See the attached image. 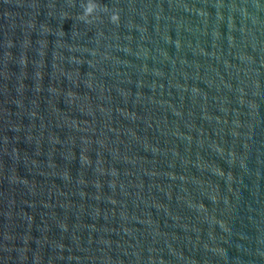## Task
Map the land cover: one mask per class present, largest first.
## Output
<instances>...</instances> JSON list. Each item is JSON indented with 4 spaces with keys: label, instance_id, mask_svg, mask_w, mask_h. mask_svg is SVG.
Wrapping results in <instances>:
<instances>
[{
    "label": "water",
    "instance_id": "obj_1",
    "mask_svg": "<svg viewBox=\"0 0 264 264\" xmlns=\"http://www.w3.org/2000/svg\"><path fill=\"white\" fill-rule=\"evenodd\" d=\"M0 264H264V0H0Z\"/></svg>",
    "mask_w": 264,
    "mask_h": 264
}]
</instances>
